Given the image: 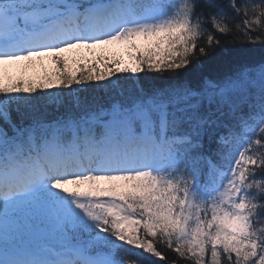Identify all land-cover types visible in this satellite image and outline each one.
Wrapping results in <instances>:
<instances>
[{
    "label": "snow or ice",
    "instance_id": "obj_1",
    "mask_svg": "<svg viewBox=\"0 0 264 264\" xmlns=\"http://www.w3.org/2000/svg\"><path fill=\"white\" fill-rule=\"evenodd\" d=\"M228 36L264 0H0V264H264V62L178 79Z\"/></svg>",
    "mask_w": 264,
    "mask_h": 264
},
{
    "label": "trees",
    "instance_id": "obj_2",
    "mask_svg": "<svg viewBox=\"0 0 264 264\" xmlns=\"http://www.w3.org/2000/svg\"><path fill=\"white\" fill-rule=\"evenodd\" d=\"M207 2L208 0H201L202 4ZM211 2L222 7L226 4V0H211ZM225 10L228 11L226 8ZM122 48V46H113L111 52L115 58L121 59V67H132L133 64L128 60L127 54L121 52ZM262 62H264V44L248 43L244 40L233 41L231 36L221 37V47L219 49L210 52L207 57H200L199 65H189L188 69H186L178 79L181 81L188 79L193 83L202 80L205 77L217 79L226 72L234 71L242 65L251 66ZM72 67L73 70H75V65H72ZM45 71L49 73L54 71V66L48 58L43 59L42 68L38 65L34 69H29L28 75H40ZM157 75L158 74L156 73H140L141 78L144 76L155 77ZM156 82H170V74L164 73ZM13 117L15 118V113H13ZM161 250L165 251L169 259L174 258V253H171L166 249Z\"/></svg>",
    "mask_w": 264,
    "mask_h": 264
},
{
    "label": "rangeland",
    "instance_id": "obj_3",
    "mask_svg": "<svg viewBox=\"0 0 264 264\" xmlns=\"http://www.w3.org/2000/svg\"><path fill=\"white\" fill-rule=\"evenodd\" d=\"M121 52H123V54H126L123 48H122Z\"/></svg>",
    "mask_w": 264,
    "mask_h": 264
}]
</instances>
